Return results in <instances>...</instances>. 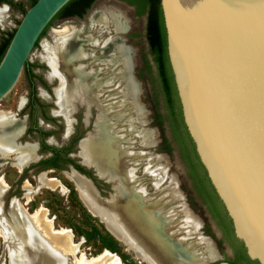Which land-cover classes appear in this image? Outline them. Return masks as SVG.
Instances as JSON below:
<instances>
[{"label": "rangeland", "instance_id": "1", "mask_svg": "<svg viewBox=\"0 0 264 264\" xmlns=\"http://www.w3.org/2000/svg\"><path fill=\"white\" fill-rule=\"evenodd\" d=\"M17 1H21L25 9L31 3L30 0ZM3 6L6 5H0V8ZM111 13L121 14L125 17L127 28L123 35L116 33V31L114 32V27L111 23L101 31H99L98 26L90 25L91 20L96 19L98 15L108 17ZM22 15L19 9L6 6L4 18H2L3 22L0 21V41L7 36L8 32L16 28ZM145 24V14L138 15L132 5L122 0H95L82 16L55 19L36 46H34L25 66L27 65L39 77V79L34 78L33 81H35V92L42 102V110L37 108V111L33 112V117H28V109L24 108L30 86V78L25 72V66L15 85L0 100V114H12L19 122V135L12 141V146L14 148L19 146L30 147L36 153V158L31 161L32 163L29 166H24L21 170L16 168L13 163L16 153L9 152L4 156L0 154V177L7 184L5 195L0 200V227L4 226L2 223L6 222L10 226L11 231L15 230L10 207L12 201L16 199L28 214L42 208L46 210V216L51 219L54 228L68 229L71 233L72 241L78 244V251L74 255L75 258L83 253L89 259L107 250L116 254L123 264H147L128 244L112 233L98 215L93 214L85 205L74 182L68 175L76 172L74 166L69 163L62 165L60 169H47L44 171H41V168L37 166L42 159L49 156L46 150L39 148L37 152V145L40 147V137L43 138L46 144L60 148L70 145V140L74 136L79 135L78 140L75 138L76 141L71 144L67 154L72 161H76L90 169L88 174L92 173L95 177L99 175L95 166L85 163L80 154L81 143L85 139H89L90 135H92L91 132L94 130L97 111L94 106L86 109L84 104L75 103V108L71 114V131L67 130L69 125L65 117L58 112L59 106L56 103L55 90L59 85V80L53 74L45 58L46 50L44 45L53 43L54 30L69 27V29L76 28L81 30L80 35H78L79 38H84L91 34L96 37L99 36V42L114 36H121L126 47L131 50V78L137 85L136 95L128 92L127 79L124 74L118 73L119 64L112 65L97 59L100 55V50L94 47L97 45H85L84 50L92 52L94 57L90 55V58L85 61L75 62V64L78 65L81 62L87 66V70L95 71L101 85L98 86L100 89L98 100L102 105L106 106L110 117H113L111 114L119 115L116 120L118 123L117 134L125 137L122 143L123 146L128 151L133 152L135 174L143 180L144 188L149 197L158 201L160 197L170 196L172 193L174 198L171 197L165 202L164 209L173 214V223L178 221L183 223L181 219L185 215L184 208L188 214L190 213L189 215L196 225L195 231L190 230L192 226L189 228V223L181 225L180 231L184 233L182 235L193 239V242H196L195 246H198L197 248L201 247L207 240L216 248L215 242L220 236L216 237L213 234L210 223L212 221L208 217L203 201L196 194L189 172L184 167L183 161L180 163L177 160L174 153L175 148L168 147L161 140L162 130H164L165 135L168 133V129L165 126L167 109L158 85L151 52L146 42ZM148 65L150 68H148ZM135 105L138 109H136ZM89 114L91 116L90 124L87 122ZM157 114H160L163 119L164 128L162 130L159 124L155 122V115ZM84 118L88 126L82 125L81 121ZM26 119V127H29V130L32 124L31 120L34 119L37 128L47 133H41V136V134L30 132L21 136ZM73 131H79V133H73ZM141 133L148 134L147 143L143 142ZM20 136V140L16 141ZM0 138L7 143L10 142L9 130L0 133ZM146 167L148 171L145 170ZM42 175L54 179L55 182H41L40 178ZM157 176L158 178H156ZM85 177L88 178L101 198L106 201L110 199L111 194L114 193L112 182L107 180L108 182L104 183L100 180L98 181V179L94 180L90 177ZM99 188L101 189L100 193L97 191ZM196 238L203 244L200 245ZM220 243L224 249L228 250L224 239L221 238ZM11 245L12 240H3V236L0 235V264H9V248H11ZM20 246L18 245V247ZM217 250L219 251L218 247ZM220 254L219 251V254L216 253L212 259H199L194 261L195 263L191 262L190 264H227L225 259L221 257L222 254ZM72 257L70 254L67 255L68 260L73 259Z\"/></svg>", "mask_w": 264, "mask_h": 264}, {"label": "water", "instance_id": "2", "mask_svg": "<svg viewBox=\"0 0 264 264\" xmlns=\"http://www.w3.org/2000/svg\"><path fill=\"white\" fill-rule=\"evenodd\" d=\"M68 1L36 0L26 9L0 60V100ZM159 5L184 126L233 238L249 259L264 264V0Z\"/></svg>", "mask_w": 264, "mask_h": 264}, {"label": "bare ground", "instance_id": "3", "mask_svg": "<svg viewBox=\"0 0 264 264\" xmlns=\"http://www.w3.org/2000/svg\"><path fill=\"white\" fill-rule=\"evenodd\" d=\"M5 11L6 6L0 8V21L4 18ZM109 15L108 17L98 15L96 19L91 20L90 25L98 26L101 31L111 23L114 32L123 35L127 28L125 17L113 13ZM80 31L69 27L54 30L53 43L44 45V48L47 64L59 80L55 90L56 103L59 106L58 112L65 117L69 125L67 130L71 129V114L75 103L84 104L86 109L94 106L97 111L94 130L90 138L81 143L80 154L85 163L95 166L99 175L112 182L114 193L105 201L87 179L76 172L70 173L68 175L81 199L93 214L98 215L106 223L112 233L128 244L147 264H190L199 259L214 258L217 251L211 242L207 240L203 244L196 238L200 245L203 244L199 249L193 239L182 235L184 233L180 231V226L184 223H189L188 227L192 226L190 230L195 231L196 225L187 210L183 208L185 213L181 219L183 223L179 221L173 223V214L164 209L165 202L171 197L174 198L172 193L170 196L160 197L158 201L149 197L143 180L135 174L133 152L123 146L125 137L117 134L116 120L119 115L111 114L113 117H110L106 106L98 100L100 93L98 86L101 85L95 71L87 70V66L81 62L75 64L85 61L90 55L94 57L92 52L84 50L85 45H97L94 46L100 50L97 59L112 65L119 64L118 73L124 74L127 79L128 92L136 95L137 85L131 78V50L126 47L121 36L99 42V36L91 34L79 38ZM135 107L138 109L136 105ZM6 130L10 132L11 141L7 143L0 138V154L4 156L9 152L16 153L13 163L21 170L36 158V153L30 147L12 146V141L19 135L20 130L18 120L12 114H0V133ZM141 134L143 142L147 143L148 134ZM145 170L148 171L147 167ZM40 180L46 183L54 181L44 175ZM6 189L7 184L0 177V200ZM10 211L15 230L11 231L6 222L0 227L3 240H12L9 264H123L116 254L107 250L89 259L83 253L75 258L78 244L72 241L70 231L66 228H54L51 219L46 216V210L42 208L28 214L14 199ZM68 254L73 256V259L68 260Z\"/></svg>", "mask_w": 264, "mask_h": 264}, {"label": "trees", "instance_id": "4", "mask_svg": "<svg viewBox=\"0 0 264 264\" xmlns=\"http://www.w3.org/2000/svg\"><path fill=\"white\" fill-rule=\"evenodd\" d=\"M35 1L36 0H32L30 6ZM94 1L95 0H69L50 20V22L41 32L34 46H36L40 38L44 35L47 28L53 23L55 19L65 18L66 16H74V15L82 16ZM126 1L129 2L130 4L136 5L137 7L136 12L138 15L147 13V25H146L147 39L149 42L151 52L153 54L154 62L157 66V75H158L160 90L164 95L165 105L167 109V119L169 120L173 132V136L180 145L182 155L187 165L190 167L191 174L194 179L196 187L198 188V190H200L203 198L210 204L212 211L214 212L215 216L219 219L221 225L223 226L224 230L227 233L231 231L230 220L226 216V213L223 210L220 201L218 200L212 186L210 185L207 179L206 173L197 158L193 143L182 121L180 105L177 98L173 77L166 54L165 30H164L163 18L159 5V0H126ZM12 5H14L15 8L19 9L22 14H24V12L26 11V9L18 3L15 4L13 3ZM14 31L15 28L13 29V31L8 32L7 36L2 38V40L0 41V60L7 49V46L13 36ZM25 72L27 73L29 78L33 76L32 74H30L29 67L27 65L25 66ZM32 94H34V92H32ZM65 161L72 162V159L68 158ZM228 226L230 230L228 229ZM239 247L242 250L243 254H245L241 243H239ZM243 258L245 264H258L256 261L249 259L246 255H244Z\"/></svg>", "mask_w": 264, "mask_h": 264}, {"label": "flooded vegetation", "instance_id": "5", "mask_svg": "<svg viewBox=\"0 0 264 264\" xmlns=\"http://www.w3.org/2000/svg\"><path fill=\"white\" fill-rule=\"evenodd\" d=\"M30 1H32V0H30ZM122 1L123 2H126L129 5H132L134 7V9H135V12H136L137 7H136L135 4H130L126 0H122ZM13 3L14 4L15 3H18V4L22 5V7H24L21 1H17V0H0V5L7 4L8 6H10L12 8H15V6L12 5ZM144 14L146 15L145 16V18H146L145 30H146L147 13H144ZM74 16H66L65 18H71V17H74ZM145 33H146V31H145ZM146 42H147V45H148L149 50L151 52V49H150V46H149V42H148V39H147V34H146ZM151 57H152V61H153L152 63H153V67H154V70H155V74H156L157 80H158L157 66H156V64L154 62V58H153L152 52H151ZM148 68H150L149 65H148ZM29 72L33 76L30 78L29 92H28V95H27V101L24 104V106H25L24 108L28 109V117H30V116L33 117V112L34 111H37L36 110L37 108H39L40 110H42V106H41V103L42 102L39 100V98H38V96H37V94L35 92V90H36V88H35V81H33L34 78H38L39 79V77L37 75H35L34 72L30 68H29ZM158 85H159V81H158ZM159 87H160V85H159ZM32 92H34V94H32ZM162 95H163V93H162ZM163 97H164V95H163ZM164 101H165V99H164ZM89 120H91L90 114L87 117V122H89ZM155 120H156L155 122L157 124H159L160 129L162 130V128H164V126H163L164 124H163V119L161 118L160 114L155 115ZM166 120L167 121H165L166 122L165 123V126L168 129V133H167V135H165L164 134V130H162L163 131L162 132L163 134H162V139L161 140L168 147L175 148V151H177V153H178V157L180 159V162L183 161V165L186 168V170L189 172V175H190V178H191V180L193 182L194 188L196 189V194L200 197V200L203 201V203H204V205L206 207L208 217H210V220L212 221V222H210L211 223V228H212L213 234L216 237H218V235L215 234V231L213 229V224H215L217 226V228L219 229V231H220V235H219L220 238L215 242L216 249L218 247L220 253L223 255L222 256L220 254L221 257H223L225 259V261L227 262V264H245L243 257L246 254H243L242 250L239 247L238 241L233 238V236L231 234V231H229V232L226 233V231L224 230L223 226L221 225L219 219L215 216L214 212L212 211V209L210 207V204L203 198V196L201 195L200 190H198V188L196 187L195 182H194V179H193L192 174H191L190 167L187 165V163H186V161H185V159H184V157L182 155V152H181V149H180V145L178 144V142L175 140V138L173 136V132H172V129H171L169 120L167 119V113H166ZM31 121H32V124H31L30 130H29L28 129L29 127H26V122H27V119H26V121H25V127H24V130L22 131V135L21 136H23L25 133H30V132L31 133H38V134L47 133V132H44L41 129L37 128V125L35 124L34 119H32ZM81 122H82V125L88 126V125H86L87 122H85V118ZM90 122H89V124H90ZM70 131H71V129H70ZM73 133H79V131H73ZM21 136L18 137L16 139V141H19L20 138H21ZM41 136H42V134H41ZM78 136L79 135H76V136H74L70 140V142H71L70 145L62 146L60 148L54 147V146H50V145L46 144L43 141V138L40 137L39 138L40 147H39V145H37L38 146L37 147V152H38V149L40 148V149H42L44 151L46 150L49 153V156L46 157L45 159H42L38 163L37 166H39L41 168V171H44V170H47V169H60L62 165H66V164H69L70 163L72 166L75 167L76 171L80 172L81 174H84L85 176L90 177L91 179H94V180L98 179V181L100 180V181H102L104 183L108 182L109 180L106 179L105 177L101 176V175H96V177H95L92 173L88 174V172H90V169H88L85 165H81V164H79L76 161H72V162L65 161L66 159L70 158L68 156V154H67V151L69 150L71 144L74 143V141L78 140ZM75 138H77V139L75 140ZM56 150H59V151H56ZM57 155H60V156H57ZM55 157H56V159H55ZM31 163L32 162H30L26 166H29ZM77 166H78V168H77ZM99 189L97 190L98 193H100V191H101V189L100 190ZM228 229H229V226H228ZM221 238L224 239V241L226 242V245H227V249H230V251H228V250H226V249L223 248V245L220 243ZM219 251L217 250V253L218 254H219Z\"/></svg>", "mask_w": 264, "mask_h": 264}]
</instances>
